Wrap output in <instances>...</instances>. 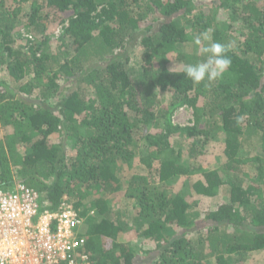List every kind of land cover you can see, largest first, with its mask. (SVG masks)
<instances>
[{"label": "trees", "instance_id": "obj_1", "mask_svg": "<svg viewBox=\"0 0 264 264\" xmlns=\"http://www.w3.org/2000/svg\"><path fill=\"white\" fill-rule=\"evenodd\" d=\"M194 1L0 0V183L22 181L51 211L70 200L93 264L264 256V0ZM22 20L32 35L62 26L55 48L14 33ZM205 31L207 44L231 45V66L197 85L170 69L206 59L184 49ZM184 107L193 122L182 128L172 116ZM211 142L221 169L207 160ZM122 165L145 172L123 185ZM220 189L226 202L197 210ZM122 198L140 248L118 241Z\"/></svg>", "mask_w": 264, "mask_h": 264}, {"label": "built area", "instance_id": "obj_2", "mask_svg": "<svg viewBox=\"0 0 264 264\" xmlns=\"http://www.w3.org/2000/svg\"><path fill=\"white\" fill-rule=\"evenodd\" d=\"M4 184L0 183V264H93L86 252L84 218L70 200L63 197L51 211L22 181Z\"/></svg>", "mask_w": 264, "mask_h": 264}, {"label": "rangeland", "instance_id": "obj_3", "mask_svg": "<svg viewBox=\"0 0 264 264\" xmlns=\"http://www.w3.org/2000/svg\"><path fill=\"white\" fill-rule=\"evenodd\" d=\"M210 0H195L194 5L201 6L200 8L203 9H209L210 8ZM22 20L20 23L17 25L14 33L22 35L23 38H26L30 41H32L34 47H37L38 45L40 46L41 42L46 38H49L48 46L49 50H52L55 48L57 44V37L61 33L62 26L59 25H48L47 28H45V31H42L41 34H30L29 28H26L22 25L24 23ZM31 37V39H29ZM208 44L205 41H202L201 45H196L195 43L190 42L185 46V50L192 55L196 56H201L202 53L199 52V49L203 48L204 46H207ZM43 49V47H42ZM41 50V48H40ZM42 51V50H41ZM182 63L181 62H176L174 64V70H180ZM7 81L9 80L7 76L6 69L2 68L0 69V81ZM159 100L162 101V104H165L167 99H169V93H165L163 97L162 94H159ZM193 122V116L191 110L186 109L185 107L178 110L175 112L172 116V123L175 126L179 127H186V126H192ZM172 138H180L178 134H174ZM182 151H186L185 146L182 148ZM206 157L209 162V164L212 166H217L219 169L223 167L224 164V154L222 152V149L220 147L219 142H211L206 149ZM256 151H253V155L255 154ZM16 171V170H15ZM145 169L143 166L138 165V166H133L132 169H127L125 165H122V184L126 185L127 180L129 177L134 173H144ZM17 173V171H16ZM173 192L178 190V187H174L171 189ZM228 197L227 190L225 189H220L217 194H215L214 197L208 198V197H201L198 200V205H197V210L198 211H207V210H213L216 208L217 205L222 204L221 202H226ZM135 208H134V202L129 199L122 198L118 202H113L112 205V212L116 213L119 212L121 215L125 214L127 217H124L122 219H126L128 222V227L125 229L124 232L119 234L118 236V241L119 242H125V243H130L131 245L140 248L141 241L138 238L137 232L135 230V227L133 224L130 222V216L135 213ZM140 256V255H138ZM138 261V258H137ZM207 264H215L212 259H209L207 261ZM246 264H264V256L261 254H253L252 256L248 257L247 263Z\"/></svg>", "mask_w": 264, "mask_h": 264}, {"label": "clouds", "instance_id": "obj_4", "mask_svg": "<svg viewBox=\"0 0 264 264\" xmlns=\"http://www.w3.org/2000/svg\"><path fill=\"white\" fill-rule=\"evenodd\" d=\"M210 33L205 31L195 38V44L201 45L202 41H210ZM231 45L211 42L207 46L199 49L206 59L196 63H182L181 72L194 84L202 82H213L222 79L225 72L231 66V59L226 55ZM174 67L170 69L173 71Z\"/></svg>", "mask_w": 264, "mask_h": 264}]
</instances>
